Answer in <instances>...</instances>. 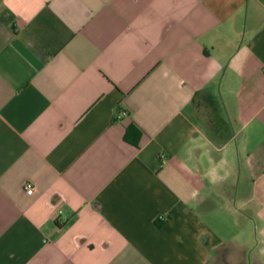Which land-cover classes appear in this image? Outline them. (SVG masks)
<instances>
[{
    "label": "crops",
    "instance_id": "0c3cea01",
    "mask_svg": "<svg viewBox=\"0 0 264 264\" xmlns=\"http://www.w3.org/2000/svg\"><path fill=\"white\" fill-rule=\"evenodd\" d=\"M0 264H264V0H0Z\"/></svg>",
    "mask_w": 264,
    "mask_h": 264
},
{
    "label": "built area",
    "instance_id": "2783aa9c",
    "mask_svg": "<svg viewBox=\"0 0 264 264\" xmlns=\"http://www.w3.org/2000/svg\"><path fill=\"white\" fill-rule=\"evenodd\" d=\"M25 189L28 195H32L34 193V186H32L31 184H27L25 186Z\"/></svg>",
    "mask_w": 264,
    "mask_h": 264
},
{
    "label": "trees",
    "instance_id": "16d2710c",
    "mask_svg": "<svg viewBox=\"0 0 264 264\" xmlns=\"http://www.w3.org/2000/svg\"><path fill=\"white\" fill-rule=\"evenodd\" d=\"M132 136L134 138H136L138 136V132L137 131H134L133 128H129V130H128V137L131 138Z\"/></svg>",
    "mask_w": 264,
    "mask_h": 264
}]
</instances>
